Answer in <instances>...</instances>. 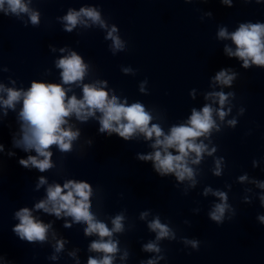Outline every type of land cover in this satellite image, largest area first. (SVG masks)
<instances>
[{
	"label": "water",
	"instance_id": "obj_1",
	"mask_svg": "<svg viewBox=\"0 0 264 264\" xmlns=\"http://www.w3.org/2000/svg\"><path fill=\"white\" fill-rule=\"evenodd\" d=\"M22 3L29 12L14 14L7 3L0 9V264H88L105 256L91 249L93 242L109 240L117 244L112 264H264V102L217 82L215 74L105 0ZM81 9L95 10L100 21L81 14L66 31L64 17ZM32 13L38 14L36 24ZM113 28L120 48L109 38ZM73 52L85 65L84 77L64 84L57 64ZM33 82L60 85L65 103L73 96L82 100L85 85L126 107L140 103L152 117L149 128H161V140L172 127L189 126L193 110L202 112L205 106L212 109L214 126L194 141L205 150L199 158L189 152L185 162L192 177L184 180L174 172L161 175L154 160L140 159L164 154L153 147L155 136L137 130L125 140L115 132L102 133L99 111L85 120L75 113L65 117L61 127L79 133L70 149L53 144L47 149L52 167L25 168L21 159L44 157L22 143L23 97L14 107L3 101L7 90L24 93ZM220 93L227 96L223 106ZM168 152L180 154L175 148ZM70 181L90 186L89 212L111 236L86 235V223L63 210L57 216L51 203L47 212L36 207L48 200L50 187L59 185L67 194L64 184ZM219 204L226 209L218 223L211 214ZM25 208L34 222L47 226L44 240L21 239L15 231L21 223L17 213ZM117 216L122 217L120 231L113 230ZM156 220L168 229L166 237L157 239L158 230L149 227ZM148 244L158 250L146 251Z\"/></svg>",
	"mask_w": 264,
	"mask_h": 264
},
{
	"label": "clouds",
	"instance_id": "obj_2",
	"mask_svg": "<svg viewBox=\"0 0 264 264\" xmlns=\"http://www.w3.org/2000/svg\"><path fill=\"white\" fill-rule=\"evenodd\" d=\"M7 3L9 10L14 14L29 12L28 7L22 3V0H0V9ZM84 15L93 22H99L100 16L95 10L81 9L80 13L70 11L64 19L69 27L66 31L71 32L72 28L78 22L79 16ZM33 24L38 23V14L30 15ZM103 26V25H102ZM116 29L113 28L109 32V38L113 40L116 48L121 47L119 38L112 35ZM221 38H226L227 34L224 30L219 33ZM231 40L236 45L235 56L244 61V67L249 66V60L252 63L264 66V25H241L240 28L231 35ZM229 55H233L229 50ZM57 67L63 71L61 73L64 84H71L80 81L84 77L85 65L81 58L73 52L71 56L59 60ZM234 77L228 75L225 71H220L215 79L217 82L228 85ZM2 90V86H0ZM8 98L3 101L6 107H14V104L23 97V108L20 112V117L26 122L27 127L23 128L22 143L25 145V150L34 149L39 156H43V160H37L36 157H28L27 160L21 159L19 163L25 168L31 164L44 171L52 165L49 162L51 153L47 149L53 145H59L61 151L70 149V141L75 139L79 133L70 130H64L61 126L66 123L65 117L75 113L77 119L85 120L88 116L94 115L95 111L102 113L100 119V132L102 133H117L120 137L127 140L137 130L144 133L146 137H156L153 147H160L164 150L162 155L160 151L155 152L153 156L140 157L142 160L152 159L155 162V168L161 175L174 172L179 180H184L185 177H192V170L186 166L185 158L189 152H195L197 158L205 150L203 144H196L194 141L207 133L213 126L212 109L205 106L202 112L193 110L189 120V126H174L171 129L170 135L164 136L163 140L160 137L163 135L161 128L158 125H153L149 128V122L152 119L151 115L145 111L143 105L134 103L131 106L118 104L117 99L108 98V93L99 90L93 86L85 85L83 88V99L77 100L75 96L66 99L65 90L58 84H43L32 83L31 88L24 93L14 90H7ZM219 103L223 106L227 96L220 93L217 94ZM221 119L225 116V112L220 111ZM231 123H235L234 121ZM68 141V142H66ZM169 148H175L180 154L173 156L168 152ZM195 162H198L195 161ZM217 168L216 175H219ZM41 183H44L41 180ZM264 186V185H262ZM64 189H68L67 194L62 195L63 189L56 185L48 189V200L36 205L38 209L49 211L47 205L52 204L51 211L57 216L61 211H65L67 215L75 218L77 222L83 221L88 225L85 230L86 235L93 233L98 234L103 240L104 237H109L112 232L107 226L100 222H94L93 216L89 212V194L90 186L87 183L68 182L64 184ZM221 200L226 197L223 193H217ZM79 197V199H76ZM226 209L225 204L216 205L215 211L211 214V219L220 222ZM17 217L21 223L15 229L21 239L44 240L47 226L34 222L28 209H23L17 213ZM122 217L117 216L113 220L114 231H120ZM264 223V218H261ZM149 227L153 231L158 230L157 239L166 237L168 229L161 225L159 220L152 222ZM62 246V245H61ZM196 244L193 242V247ZM93 251L103 252L105 256L101 260L89 259L88 264H112L111 254L117 251V244L112 241L93 242L91 245ZM146 251L158 250L154 244H148L145 247ZM151 264V262H150Z\"/></svg>",
	"mask_w": 264,
	"mask_h": 264
}]
</instances>
